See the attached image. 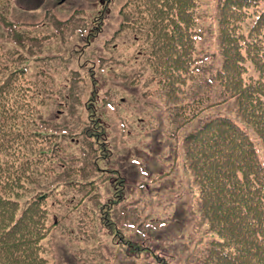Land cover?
Instances as JSON below:
<instances>
[{
  "label": "rangeland",
  "instance_id": "obj_1",
  "mask_svg": "<svg viewBox=\"0 0 264 264\" xmlns=\"http://www.w3.org/2000/svg\"><path fill=\"white\" fill-rule=\"evenodd\" d=\"M127 1L130 0H69L58 6L60 0H2L0 17L4 12L8 16L5 15L6 23L0 19V42L25 56L20 66L29 74L53 77L50 89L54 94L48 96L52 100L42 111L45 120L57 118L66 125L73 122L74 128H69L61 142L71 156L68 160L75 153L77 159L71 162L78 161L73 165L80 166L98 157L104 173L116 170L118 177L127 182L124 200L110 206L114 217L119 207L127 205L130 225H121L126 239L138 242L137 236L128 233L130 229L139 228L145 234L152 231L153 237L144 246L153 254L161 251L170 264H197L196 255L202 251L199 243L210 241L212 232L204 215L200 184L187 157L192 136L211 119L230 117L249 132L264 163L262 140L239 115L237 100L226 97L216 85L225 60L220 41L225 0H198V72L188 82L186 95L178 100L169 98L166 90L151 79L154 73L143 65L137 53L139 46L133 45L134 34L125 31L115 36L122 24L120 8ZM260 8L264 10V0H260ZM99 15L105 20L94 39V29L102 21L97 20ZM19 33L25 37L22 47L16 41ZM126 41L129 44H124ZM105 42L118 43L119 49L112 54L111 46H105ZM29 47L31 52H27ZM92 78L96 87L92 86ZM206 97L201 115L184 122L191 113L186 116L181 103ZM223 98L227 101L221 103ZM210 100L215 103L208 105ZM87 106L108 131L103 138L106 144L96 140L91 150L83 141L85 128L93 120ZM85 173L89 175L68 179L69 183L51 190L50 208L60 220L50 234L57 252H51L49 259L53 256L60 264H156L150 251L139 256L134 252L126 254L125 246L112 243L117 232L95 230L98 206L110 198L119 200V186L114 178L109 183L103 181L106 174ZM90 180L95 185L80 193L81 186ZM45 244L51 249L49 239Z\"/></svg>",
  "mask_w": 264,
  "mask_h": 264
},
{
  "label": "trees",
  "instance_id": "obj_2",
  "mask_svg": "<svg viewBox=\"0 0 264 264\" xmlns=\"http://www.w3.org/2000/svg\"><path fill=\"white\" fill-rule=\"evenodd\" d=\"M197 7L198 0H130L121 12L118 32L134 34L143 65L152 70L151 79L171 99L184 97L188 82L197 76ZM5 15L0 17L4 22ZM220 23L225 60L216 85L226 97L237 100L239 115L264 147V10L260 0H225ZM24 40L22 33L17 34V45ZM5 44L0 42V264H60L53 256L49 259L51 252H57L50 234L60 220L50 208L51 190L81 174L88 176V171L106 174L103 181L108 183L113 178L119 181V200L100 203L95 230L117 232L112 243L125 246L126 254H143L147 250L143 242L135 246L137 243L126 239L121 229V225H130L127 205L119 207L114 217L110 212L112 204L124 200L127 182L116 170L104 173L98 157L85 162L86 166L73 165L78 162H71L77 159L75 153L68 160L71 156L61 142L69 128H74L73 122L66 125L57 118L45 120L42 111L52 100L48 96L54 94L50 89L53 77L29 74L20 66L25 56ZM31 50L29 47L27 52ZM207 98L181 103L186 116L191 113L183 116L184 122L202 113ZM225 101L223 98L221 103ZM211 102L208 105L215 103ZM87 109L93 120L85 128L83 141L91 150L96 140L106 144L103 138L108 131L106 124L93 117L91 107ZM186 152L200 184L202 207L212 232L209 247L196 263L264 264V163L249 132L230 117L218 116L196 131ZM92 185L94 180L87 181L80 193ZM47 239L51 249L45 244ZM153 257L156 264H170L165 255Z\"/></svg>",
  "mask_w": 264,
  "mask_h": 264
}]
</instances>
